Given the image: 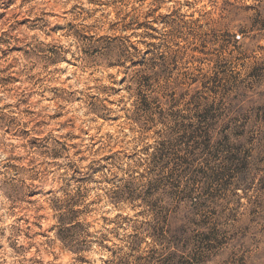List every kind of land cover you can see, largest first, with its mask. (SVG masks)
<instances>
[{
    "label": "clouds",
    "instance_id": "clouds-1",
    "mask_svg": "<svg viewBox=\"0 0 264 264\" xmlns=\"http://www.w3.org/2000/svg\"><path fill=\"white\" fill-rule=\"evenodd\" d=\"M0 264H264V0H0Z\"/></svg>",
    "mask_w": 264,
    "mask_h": 264
}]
</instances>
